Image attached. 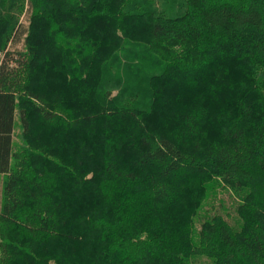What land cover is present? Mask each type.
Here are the masks:
<instances>
[{"label":"trees","instance_id":"1","mask_svg":"<svg viewBox=\"0 0 264 264\" xmlns=\"http://www.w3.org/2000/svg\"><path fill=\"white\" fill-rule=\"evenodd\" d=\"M0 264H264V0H0Z\"/></svg>","mask_w":264,"mask_h":264},{"label":"rangeland","instance_id":"2","mask_svg":"<svg viewBox=\"0 0 264 264\" xmlns=\"http://www.w3.org/2000/svg\"><path fill=\"white\" fill-rule=\"evenodd\" d=\"M21 46H22V40L21 41H19V44H17L16 45V49H20L21 48ZM16 56V55H15ZM220 62H222L225 66H227L228 67V65L230 66L231 65V61H229V60H222V61H220ZM12 63V62H11ZM233 64V63H232ZM181 75H179V77H180ZM181 78V77H180ZM185 79V78H184ZM179 80V79H178ZM181 81V80H180ZM175 82L173 81L172 82V84L174 85V87H175V89L174 90H172L171 91V87H166L163 91L165 92V94L166 93H170V94H175V95H179L180 96V89H181V87H182V83H175ZM179 90V91H178ZM162 91V90H161ZM166 95H168V94H166ZM161 98L163 99V96H162V94L159 96V99H158V101L159 100H161ZM157 101V102H158ZM35 127H37V125L35 126ZM219 197H222V198H224V199H227L228 198V196H227V194L226 193H220L219 194ZM231 203V199L229 198V199H227V200H225V203H223L224 204V206L225 207H232V209H233V205L234 204H230ZM218 212L219 213H221V211L220 210H218Z\"/></svg>","mask_w":264,"mask_h":264}]
</instances>
